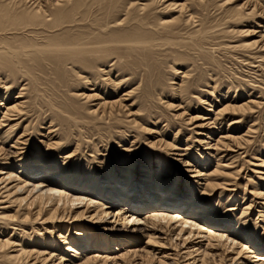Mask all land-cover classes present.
Segmentation results:
<instances>
[{"label":"bare ground","instance_id":"obj_1","mask_svg":"<svg viewBox=\"0 0 264 264\" xmlns=\"http://www.w3.org/2000/svg\"><path fill=\"white\" fill-rule=\"evenodd\" d=\"M234 59L264 70V0H0V264H264Z\"/></svg>","mask_w":264,"mask_h":264},{"label":"rangeland","instance_id":"obj_2","mask_svg":"<svg viewBox=\"0 0 264 264\" xmlns=\"http://www.w3.org/2000/svg\"><path fill=\"white\" fill-rule=\"evenodd\" d=\"M217 14H219L218 12H215V13H213V19L211 20L212 22H214L215 21V19L216 20H218L219 18H220V16L218 15L217 16ZM208 24H206V26H207ZM210 26L212 25L211 23L209 24ZM209 25L207 26V27H209ZM232 36H235V37H232ZM231 36V38L229 37V38H225V39H223L222 40V42L224 43V44H229L230 46H235V45H240V44H243V43H247V42H253V41H256L257 40V37H255V36H238L237 34H234V35H232ZM225 41V42H224ZM251 62H256L255 60L254 61H252V60H248L247 59V61H246V63L244 64L243 62V64L242 63H240V61H238V60H230V61H228V67H232L233 69H235L236 71H238V73H240L239 74V76L241 77V78H243V81H245V82H247V83H249V81H250V83L251 84H253L252 86H260V88L262 87V89H264V70H259V68H254V67H257L258 66V64H256V63H254V64H250ZM232 63V64H231ZM234 63V64H233ZM186 64V63H185ZM184 64V65H185ZM252 65V66H251ZM180 67V66H179ZM178 66H176V69L177 70H179V72L180 71H183L184 69H181V67H183V66H181L180 68H179ZM243 67V68H242ZM167 69H169V68H166L165 69V72H166V74L169 72V73H172V72H170V69L167 71ZM191 69V68H190ZM238 69V70H237ZM250 69V70H249ZM251 70H253V71H251ZM249 71V72H248ZM261 71V72H260ZM243 72V73H242ZM249 73V74H248ZM254 73H256V74H254ZM177 74H178V72H177ZM242 75V76H241ZM243 76H245V77H243ZM168 77V79H174V80H172V81H169V84L171 83V82H174V83H179L180 82V74H178V75H173V76H167ZM174 77V78H173ZM253 80V81H252ZM253 82V83H252ZM255 82H256V84H255ZM202 92H206V91H208V88L206 87V85L204 84V85H202ZM222 89H225L226 90V86H223L222 87ZM262 91H264V90H262ZM259 94V92H257L256 93V95L255 96H257ZM164 101H169L168 99H164ZM175 102V104H178V101H174ZM190 114H193V115H195V112L194 111H191L190 112ZM264 116V115H263ZM254 123V122H253ZM262 124H264V117L262 118ZM195 126H192V127H189V129L188 130H192L193 128H194ZM242 130H246L247 128H245V125H243V127L241 128ZM196 137V136H195ZM262 137H263V134H262ZM260 144V143H259ZM246 160L247 161H249L250 160V158L248 159V157L246 158ZM252 163H255V161L253 162V161H251ZM256 167L255 166H251L250 167V169L249 170H247L246 171V174L248 175V176H250V178H253V179H255V176L252 174V170H254ZM247 175H245V173H243V177L245 176V177H247ZM254 176V177H253ZM242 182V181H241ZM243 184H244V181L242 182Z\"/></svg>","mask_w":264,"mask_h":264}]
</instances>
